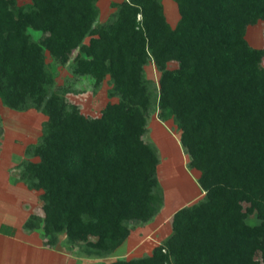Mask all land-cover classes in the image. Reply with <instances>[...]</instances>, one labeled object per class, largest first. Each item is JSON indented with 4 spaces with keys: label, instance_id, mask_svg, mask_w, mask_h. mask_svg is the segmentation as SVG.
Instances as JSON below:
<instances>
[{
    "label": "trees",
    "instance_id": "1",
    "mask_svg": "<svg viewBox=\"0 0 264 264\" xmlns=\"http://www.w3.org/2000/svg\"><path fill=\"white\" fill-rule=\"evenodd\" d=\"M175 1L173 27L163 0H123L105 22L99 0H0V100L47 116L21 162L20 180L41 192L25 227L42 228L47 246L66 234L105 257L152 221L164 205L160 156L145 138L155 111L180 130L205 199L174 213L151 255L101 264H264V46L246 38L264 0ZM48 55L72 71L65 85ZM107 77L119 100L99 116L68 97ZM3 134L0 114V145Z\"/></svg>",
    "mask_w": 264,
    "mask_h": 264
},
{
    "label": "rangeland",
    "instance_id": "2",
    "mask_svg": "<svg viewBox=\"0 0 264 264\" xmlns=\"http://www.w3.org/2000/svg\"><path fill=\"white\" fill-rule=\"evenodd\" d=\"M122 1L100 0L99 20L105 22L116 10L117 4ZM31 2L32 0H18L19 5ZM163 4L168 21L175 27L180 19L176 1L163 0ZM34 35L38 36L37 33ZM246 38L253 47H263L264 21L249 26ZM88 40L87 38L86 41ZM48 63L50 70L55 74L56 85H65L68 83L67 80L73 77L68 67L56 65L49 55ZM175 66V64L170 65L172 68ZM146 75L158 83L160 72L153 62L146 65ZM111 87L110 77H107L98 89H95L91 81L86 79L83 83L75 84V92L70 93L68 97L81 105L84 114L99 116L107 103L119 100L117 96H109ZM0 114L4 127L0 145V264H101L120 258L149 256L154 247L171 234L172 214L184 206L205 199V192L199 183L200 171L189 166L190 156L182 146L180 130L173 120L163 121L157 112L152 111L145 138L158 149L160 164L157 175L165 198L164 206L157 217L149 223L136 226V230L132 231L122 248L105 257L85 255L79 245L70 244L66 234H61L59 244L53 252L41 249L37 245L39 239H44L43 234L36 236L37 239L33 236L30 238L31 243H25L29 239L25 236L27 234L22 222L30 214V210L34 212V206L37 207L38 203V207L41 208V200L40 191L29 189L24 181L20 180L21 162L30 158L26 154V148L29 144L40 140L43 123L47 120V116L35 109L27 111L12 109L4 105L1 100ZM160 222L164 225L163 230L146 237L145 233L153 232L156 224ZM40 229L44 233L43 229ZM60 248L70 252L76 260L64 261L59 253Z\"/></svg>",
    "mask_w": 264,
    "mask_h": 264
},
{
    "label": "crops",
    "instance_id": "3",
    "mask_svg": "<svg viewBox=\"0 0 264 264\" xmlns=\"http://www.w3.org/2000/svg\"><path fill=\"white\" fill-rule=\"evenodd\" d=\"M99 2H100V0H99ZM99 2H98V5H99ZM100 8V7H99ZM100 13H101V11H100ZM200 177V176H199ZM26 186V185H25ZM40 194H41V192H40ZM164 202H165V198H164ZM41 205V204H40ZM37 207H35L34 206V212H31V210H30V214H28V216H27V218H25V220H23V226H24V230H25V232H26V234L27 235H25V236H27L28 237V239L30 240V238H32L33 236H34V238H36V236H41L42 234L44 235V233L43 232H41V229L40 228H36V229H33V230H31V229H27L26 227H25V223L28 221V219L30 218V216L32 215V214H34V213H41V208H39L38 206H39V203L36 205ZM164 206V205H163ZM39 208V209H38ZM33 209V208H32ZM33 211V210H32ZM35 211H37V212H35ZM176 212V211H175ZM174 212V213H175ZM174 213L172 214V217H173V215H174ZM157 217V216H156ZM155 217V218H156ZM172 217H171V221H172ZM138 226H140V225H138ZM145 226V225H144ZM143 226V227H144ZM136 228L137 227H135L134 229L136 230ZM141 228V227H140ZM139 228V229H140ZM145 228V227H144ZM163 228H164V225H163V223L162 222H160V223H158V224H156V228H154L155 230H153V232H148V233H145L146 234V237H148V236H150L152 233H160V231L161 230H163ZM40 229V230H39ZM133 229V230H134ZM132 230V231H133ZM172 233V232H171ZM131 234H132V232H131ZM171 235V234H170ZM169 235V236H170ZM131 236V235H130ZM130 236L128 237V239L130 238ZM169 236H167L166 237V239L169 237ZM38 238H40V237H38ZM37 239V238H36ZM127 239V240H128ZM165 239V240H166ZM29 240H27L25 243H31V240L29 241ZM127 240L124 242V243H126L127 242ZM46 239H45V236H44V239H39V244H37L38 246H40L41 247V249H46V250H50V251H52L53 252V250H54V248L56 247L57 248V245L59 244V242H58V244L57 245H55V246H47L46 244ZM124 243L116 250V251H114V252H117L120 248H122V246L124 245ZM162 243V242H161ZM59 253L62 255V257H63V260L65 261V260H70V259H72V260H76V258L75 257H73L72 255H71V253L70 252H67L66 250H62L61 248L59 249ZM86 255V254H85Z\"/></svg>",
    "mask_w": 264,
    "mask_h": 264
}]
</instances>
